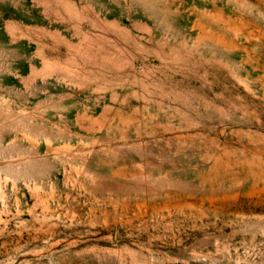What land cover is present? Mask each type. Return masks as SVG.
Returning <instances> with one entry per match:
<instances>
[{
  "label": "rangeland",
  "instance_id": "1",
  "mask_svg": "<svg viewBox=\"0 0 264 264\" xmlns=\"http://www.w3.org/2000/svg\"><path fill=\"white\" fill-rule=\"evenodd\" d=\"M0 264H264V0H0Z\"/></svg>",
  "mask_w": 264,
  "mask_h": 264
}]
</instances>
